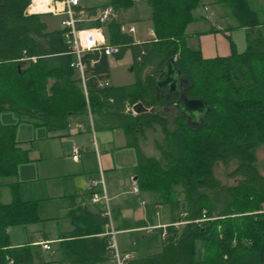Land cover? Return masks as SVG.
Instances as JSON below:
<instances>
[{
  "label": "trees",
  "instance_id": "1",
  "mask_svg": "<svg viewBox=\"0 0 264 264\" xmlns=\"http://www.w3.org/2000/svg\"><path fill=\"white\" fill-rule=\"evenodd\" d=\"M148 2L155 34L152 49L147 42L134 43L115 19L96 18L92 26L106 29L108 44L121 45L116 58L128 47L141 66L151 57L161 64L175 58L188 79L186 94L202 96L209 106L203 123L187 124L174 108L177 95L154 96V75L145 87L140 80L119 87L100 85L108 79L109 66L108 56L97 49L82 56L84 90L71 66L74 54L66 29L48 30L41 13L26 15L31 0H0V112L18 116L14 124H0V176L11 175L19 162L15 147L19 122L64 129L70 115L84 114L89 106L91 111L109 109L128 133L158 124L164 134V143H158L161 158H140L138 185L143 191L159 192L179 212L176 221L185 223L167 228L160 252L129 264H264V173L257 164V150L264 145V34L249 29L264 25L260 11L252 9L249 0ZM206 3L226 4L235 26L248 29L244 50L231 46L227 56L204 58L186 45L195 10ZM132 4L133 0H106L101 8L126 9ZM96 8H88L86 14L94 15ZM142 95L152 111L124 114L125 101L137 103ZM232 162L235 166L226 173L232 182L224 183L214 170L218 163L227 167ZM37 218L34 202L0 203V264H34L29 247H10L7 227ZM103 241L107 246L106 237Z\"/></svg>",
  "mask_w": 264,
  "mask_h": 264
},
{
  "label": "crops",
  "instance_id": "2",
  "mask_svg": "<svg viewBox=\"0 0 264 264\" xmlns=\"http://www.w3.org/2000/svg\"><path fill=\"white\" fill-rule=\"evenodd\" d=\"M105 1L92 2L94 6L91 7H97L94 13ZM32 2L26 8L29 14L50 13L65 18L64 14L53 12L55 7H62L60 1L49 0V8L41 11H33V8L30 11ZM249 4L252 9L260 11L264 21V0H249ZM79 7L85 11L90 8L80 6V0ZM87 16L92 17L93 14ZM151 16L148 0H133L132 6L114 10L113 19L120 26L134 27L127 33L134 43L142 45L147 42L148 48L152 49L151 41L155 34ZM195 16L196 19L187 27L190 35L185 40L186 45L198 37V47L187 46L199 50L204 58L229 55L232 48L226 44L228 41L223 40L218 28L220 24L223 29L236 25L228 6L206 3L195 10ZM222 17L226 18L220 20ZM93 20L79 22L83 26L81 37L85 30L96 29L108 43L106 29L92 26ZM61 28L62 25L50 29L47 26L48 30ZM257 28L264 34V25L249 29L254 33ZM241 29L246 46L248 29ZM230 37L233 38L232 33ZM134 55L133 49L128 47L120 58L108 56L110 86L132 85L138 80L144 87L150 84L148 78L162 65L160 59L151 57L147 64L141 66L134 61ZM76 70L81 77L80 71ZM81 79L85 90L84 77ZM151 90L154 96L160 92L165 94V90L156 91L154 81ZM147 100L146 95L138 100L147 107V111L128 112L125 108L131 103L125 101L123 113L151 112L152 107L147 106ZM163 110L164 114L170 112ZM17 121L15 113L0 112V124ZM77 124H83L84 128L79 129ZM15 139L19 162L11 175L0 176V203L16 200L35 203L36 220L7 227L10 247H29L27 249L35 254L34 264H113L109 249L110 227L103 215L106 205L110 209L118 253L124 264L160 252L167 237V228L185 223L176 221L179 212L164 202L159 192L143 191L138 185L140 158H161L158 143H164V134L158 124L128 133L109 109L91 111L87 106L86 113L70 115L68 127L64 129L51 130L42 125L19 122L15 126ZM74 145L79 147L77 159L72 158ZM91 180L96 184L88 187ZM93 193L106 194L107 204L103 199L92 202ZM104 237L107 238V246ZM43 242H47L50 248H44ZM199 246L202 248L203 243L200 242Z\"/></svg>",
  "mask_w": 264,
  "mask_h": 264
},
{
  "label": "built area",
  "instance_id": "3",
  "mask_svg": "<svg viewBox=\"0 0 264 264\" xmlns=\"http://www.w3.org/2000/svg\"><path fill=\"white\" fill-rule=\"evenodd\" d=\"M61 8L55 7L54 13H62L65 15V18L61 20L62 28L66 29V36L68 38V42L70 43L71 52L74 54L75 59L72 61L71 66L78 69L81 73V77H84V70L86 69V63L82 61V56L87 51L99 50L103 52L106 56H112L117 54L120 51V46L117 44H108L104 41L103 36L100 35L99 31L95 30H85L84 36L81 37V29L77 27V24L80 21H86L91 19L99 18L101 21H107L109 19L114 18V9L111 6H106L98 10L91 17L87 16L85 9H76L79 7V0H60ZM121 30L130 33L134 30V27H125L121 26ZM99 33V36L97 35ZM143 53V51H141ZM29 59L35 60V57H30ZM140 59V57H138ZM95 60H90V63L93 64ZM110 82L108 79H104L100 82V85L108 86ZM128 112H135L134 105L128 104L125 108ZM91 119V115H89ZM79 129H83V124H77ZM72 158L77 159L79 157V147L74 145L72 147ZM96 184L94 180H91L88 184V187H92ZM103 199L107 204L108 198L106 194L98 195L97 193H93L91 196L92 202H97ZM103 215L108 220V225L110 230L108 234L110 236L109 249L111 251L113 257V264H124L122 258L118 253V247L116 242V230L113 228L111 224V214L108 205H106L105 210L103 211ZM44 248H50L47 242H43Z\"/></svg>",
  "mask_w": 264,
  "mask_h": 264
},
{
  "label": "water",
  "instance_id": "4",
  "mask_svg": "<svg viewBox=\"0 0 264 264\" xmlns=\"http://www.w3.org/2000/svg\"><path fill=\"white\" fill-rule=\"evenodd\" d=\"M24 13L28 15V9ZM187 80V77L182 75L173 57L168 58L154 74L156 91L165 90L167 98L177 95L174 108L186 118L189 126L199 127L209 111V106L202 96L186 94ZM134 110L147 111L148 109L139 101L135 103Z\"/></svg>",
  "mask_w": 264,
  "mask_h": 264
},
{
  "label": "rangeland",
  "instance_id": "5",
  "mask_svg": "<svg viewBox=\"0 0 264 264\" xmlns=\"http://www.w3.org/2000/svg\"><path fill=\"white\" fill-rule=\"evenodd\" d=\"M93 1H96V0H80V6L81 5L83 7L94 6V4L92 3ZM39 2H38V5H36V7L37 6H39V7L36 8V9H33V10H46L43 7H40L41 4ZM214 8H215V6H213V9ZM63 17L64 16H62V15L55 16V15H52L50 13H46V14L42 15V19L46 22V24L48 26V29L61 26V20H62ZM223 18H226V17H222V18H220V20H222ZM220 20L218 21L219 24H220ZM218 28L221 30L220 33L223 35L222 36L224 38L223 40L225 42L228 41V43H226L227 45L230 44V47L233 46V48H235V50L237 52H241L242 50H244L245 42H244V40L242 41V39H243V35H242L243 30L240 27L235 26V27H232L230 29H223L224 26L220 24V27H218ZM226 31L228 32V37H227ZM230 33H232L234 39L230 37ZM199 42H200V40L198 39V37H194L193 40H191L190 43L187 44V45L192 44L193 46L198 47L199 46ZM257 158H258V163H257L258 167L261 170V172L264 173V167H263L264 145H262V146H260L258 148V150H257ZM234 166H235V164L233 162L230 163L229 166H227V167H224V166H222L221 164L218 163L217 167L214 170V173L222 182L231 183L232 179L228 178L226 176V173L228 171H230ZM199 245H200V241L197 243V254H196L200 258V257H202V252H201V247Z\"/></svg>",
  "mask_w": 264,
  "mask_h": 264
},
{
  "label": "bare ground",
  "instance_id": "6",
  "mask_svg": "<svg viewBox=\"0 0 264 264\" xmlns=\"http://www.w3.org/2000/svg\"><path fill=\"white\" fill-rule=\"evenodd\" d=\"M38 2L41 4L40 7H43L46 10L48 9V8H46V4L49 2V0H33L32 4L29 7V10L32 11V8L33 9L38 8L39 6L36 7V5H38ZM33 11H35V10H33ZM39 11H41V10H39Z\"/></svg>",
  "mask_w": 264,
  "mask_h": 264
}]
</instances>
